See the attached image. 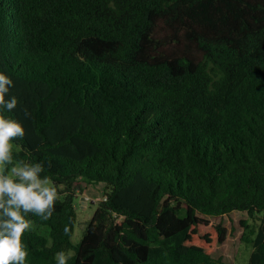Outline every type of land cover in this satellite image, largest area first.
Here are the masks:
<instances>
[{
  "label": "trees",
  "instance_id": "16d2710c",
  "mask_svg": "<svg viewBox=\"0 0 264 264\" xmlns=\"http://www.w3.org/2000/svg\"><path fill=\"white\" fill-rule=\"evenodd\" d=\"M0 71L14 158L63 187L25 264H228L234 212L264 264V0H0ZM83 181L105 191L75 246Z\"/></svg>",
  "mask_w": 264,
  "mask_h": 264
},
{
  "label": "clouds",
  "instance_id": "9594fccd",
  "mask_svg": "<svg viewBox=\"0 0 264 264\" xmlns=\"http://www.w3.org/2000/svg\"><path fill=\"white\" fill-rule=\"evenodd\" d=\"M14 86L13 79L0 71V264H25L29 253L22 237L31 231L33 223L27 215L50 219L60 198L57 186L49 176L43 175L42 162L14 158L13 141L23 139L26 134L20 120L4 115L18 107V97L11 92ZM70 232L66 225L65 235ZM71 257L70 251H59L57 264H68Z\"/></svg>",
  "mask_w": 264,
  "mask_h": 264
},
{
  "label": "rangeland",
  "instance_id": "374dc122",
  "mask_svg": "<svg viewBox=\"0 0 264 264\" xmlns=\"http://www.w3.org/2000/svg\"><path fill=\"white\" fill-rule=\"evenodd\" d=\"M54 186H57L53 183ZM58 191L63 189L57 186ZM105 184H87L82 182V189L78 192L79 197L76 200L77 220L75 224V233L72 238L73 244L77 246L82 241L87 223L92 219L99 203L104 198ZM248 218V214L234 212L224 217L213 218L214 224H223L229 230L228 238L225 243L219 245L214 257L223 259L228 264H248L253 247L242 241L244 228L241 221ZM50 243L52 241L50 240ZM69 252V251H68ZM74 255L75 251L70 250ZM67 253V252H66Z\"/></svg>",
  "mask_w": 264,
  "mask_h": 264
}]
</instances>
